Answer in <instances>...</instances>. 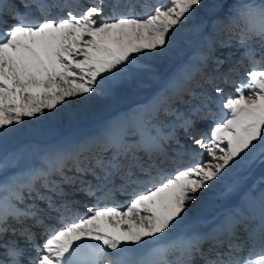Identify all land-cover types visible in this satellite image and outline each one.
<instances>
[{
	"label": "snow or ice",
	"instance_id": "snow-or-ice-1",
	"mask_svg": "<svg viewBox=\"0 0 264 264\" xmlns=\"http://www.w3.org/2000/svg\"><path fill=\"white\" fill-rule=\"evenodd\" d=\"M187 27L201 47L147 106L37 163L0 156V264H264V177L233 185L222 218L189 217L264 164V0H0V146L26 118L111 100Z\"/></svg>",
	"mask_w": 264,
	"mask_h": 264
},
{
	"label": "rangeland",
	"instance_id": "rangeland-1",
	"mask_svg": "<svg viewBox=\"0 0 264 264\" xmlns=\"http://www.w3.org/2000/svg\"><path fill=\"white\" fill-rule=\"evenodd\" d=\"M140 1L141 0H139V2ZM150 1L151 0H144L143 3L146 2L149 4ZM166 3L167 0H156L153 4L149 5H165ZM138 11H141L139 7H137V12ZM197 20L199 21V17ZM209 27L211 28V25H209L208 28ZM205 33L207 34V32ZM202 36L203 34L194 31L191 27L185 28L180 38L174 41L170 53L167 56L153 60L149 64L148 70L137 81L119 89L111 100L102 99L87 107L74 106L70 112L64 114L46 113L45 116L42 117L34 119L26 118L22 125L17 126L21 129V132L19 134H10L7 140L0 146V156L7 155L11 157L13 154H16L20 156V163L24 166L37 163V153L39 150L45 149L46 147L40 144L42 141H35L33 139H47L58 134L65 139L73 136L86 137L92 134L91 131L96 132L104 124L113 120V115L122 117L125 114L132 113L139 108L147 106L154 97L162 94L167 89L169 85H166L168 83L167 78L169 77L167 74L168 71L175 66L176 68L170 72V75H172L177 68L184 66L194 57L196 53L193 54L186 63L183 64L185 60L178 63L181 57L194 51L198 37L199 41L202 39L200 42L203 41L204 37ZM186 58L188 57H185V59ZM177 71L174 73V76ZM166 80L167 82H165ZM227 92L229 94H234V87L231 85L227 86ZM215 108L216 106L213 105L214 110ZM211 126V122H209L205 130L210 129ZM62 141L63 139L60 138L57 140L56 144ZM51 144L52 142L49 144L47 143L48 146ZM203 159L204 157L201 156L199 161ZM196 161L199 162L197 159ZM259 167H261V170ZM68 169L70 168L68 167ZM69 175H72V173H69ZM261 177H264V164L259 163V161L237 168L222 182V184H220L217 191L214 187L204 193L206 198H210L208 205H206V208L204 207L205 210L204 208L198 209L195 202L194 205H192V212L189 213V217L193 218L201 210L209 212L212 207L211 205L214 207L216 205L221 207L220 205L230 203L233 199L238 198V193L230 190L232 184L238 185L239 188L243 189L247 183L249 186L258 183ZM208 193H210V195H207ZM212 195L214 199H212ZM219 207H215V209Z\"/></svg>",
	"mask_w": 264,
	"mask_h": 264
},
{
	"label": "bare ground",
	"instance_id": "bare-ground-1",
	"mask_svg": "<svg viewBox=\"0 0 264 264\" xmlns=\"http://www.w3.org/2000/svg\"><path fill=\"white\" fill-rule=\"evenodd\" d=\"M180 38V37H179ZM178 38V39H179ZM177 39V40H178ZM202 40V39H201ZM200 40V41H201ZM178 70H179V68H177ZM176 72V71H175ZM174 72V73H175ZM173 73V74H174ZM169 77H168V83L166 84V85H168L169 84V81L172 79V77L173 76H171V75H168ZM171 78V79H170ZM165 85V86H166ZM167 87V86H166ZM113 118L114 119H116V118H119V116H117V115H113ZM54 143V142H53ZM48 147H50V146H48ZM259 169L261 170V167H259ZM220 184H222V183H220ZM220 184H217L216 186H215V190L217 191V188L220 186ZM207 195H210V193H208ZM212 197V199H213V195L211 196ZM210 198L208 197V198H206V195L205 194H203L202 196H201V198L196 202V204H197V206H198V209H202V208H204L205 207V205L210 201L209 200ZM208 205V204H207ZM192 211H190L189 213H191ZM190 215V214H189Z\"/></svg>",
	"mask_w": 264,
	"mask_h": 264
}]
</instances>
